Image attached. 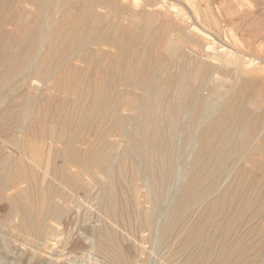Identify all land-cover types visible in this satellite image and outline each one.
Here are the masks:
<instances>
[{"label":"bare ground","instance_id":"6f19581e","mask_svg":"<svg viewBox=\"0 0 264 264\" xmlns=\"http://www.w3.org/2000/svg\"><path fill=\"white\" fill-rule=\"evenodd\" d=\"M1 1L2 0H0V4L2 2H4V1H2V2ZM16 1H17V3L22 2L25 5L20 11H17V7L15 5ZM242 1H245V0H242ZM5 2L7 3V0H5ZM145 2H146L145 6L142 7L141 2L138 0H8L7 8L4 9V11L2 13H0V69L5 68L4 71L2 72V74H0V87H2L4 85H6V86L10 85V83L12 82V78L16 76V73H20L21 69L30 68V70L33 73L32 75L35 78L36 77L39 78V77H43L45 75H48V76H50L49 78L52 81L54 79V82H53L54 86L51 89H54L56 87L55 79L58 80L60 82L58 84V87H59V89H61V92L67 94L68 96L70 95L72 97L71 100H69V101H67V99H66V101L63 104H60L61 102H59L60 105L56 109V111H58V115H57L56 119L51 121L52 125H50V126L46 123V121L48 119H51V116L48 117L47 114L45 112H42V111H41V113H37V114H34L33 116H31V114H29L28 110L24 109L23 111L19 112L20 114L17 117L15 115V117L17 118L16 120L18 121V119H19L21 121V122L19 121V123H21V125H20L21 130H22V125H24V126L27 125L26 127H28V125L30 123H31V125L32 124H38V125H40L39 128L41 127L39 137H36V138L25 137V138H27V140H25L20 145V149L18 148L19 154L14 157L15 162L12 166H10L11 169L9 168L11 171L7 169L8 172L5 173L7 175H8V173L10 174L9 176H7V178H9V177L10 178L8 179L7 182H5V183H8L10 185V188H11V185L17 186L19 184H24L26 186L25 189H23L21 191V193L18 194V197L16 199L14 197L15 201L11 200L13 202L12 203V205H13L12 211L14 213L12 215L14 217L18 218L19 225L17 224L18 227H16L17 232L19 234H23L22 235L23 237L26 235V236H28V238H32L31 241L34 239L37 242V240L40 241V239L44 237L43 234L45 231H48L46 229L49 227V226H47V224L50 226L51 225L53 226L52 228H49L50 229L49 231H51L50 233H52L55 230H57V232H58V230L60 228L64 227L66 221L71 217L70 216V211H71L70 209L72 207H70V205L72 203L79 202V201H75V200L80 199V198L74 199L75 202H73V198H74L75 194H77V192H79V191H85V193H86L87 192L86 190L90 187L89 185L92 184V183H90V181H89L90 184L87 183V180L89 179V178L88 179L85 178L87 176V174L92 169L99 171L102 168H104L103 164H104V159H106V157L104 156L105 157L104 158L103 155L96 154L99 151L96 152L95 149H93L94 147L91 145V143H89V141H87L88 139L90 140V138H88L86 140L87 135L89 136V135L94 134L96 137H98V140L110 137L112 134H116V133H120L123 136L125 135L126 138L128 137L131 140L132 150L137 155L141 156L140 161H142V167L144 169L149 170V171H153V173L156 170L157 171L156 173H158V174H155V175H159V178L156 177L152 180L153 183L150 181V179H148L150 181L149 185H150V183H152L153 195H154V198L156 200L158 199L159 196L161 197L163 195V193L165 192V190H162V189L164 187H166V189L168 188V184H167V186H165L166 185L165 183L170 182L169 179H168V181H166V177L170 178L168 176L170 174L167 175V173H168V171L170 173V170L174 167V165H173L174 162L172 161L173 154L170 151V148H169L170 144L169 143H171L172 140L174 138H176L178 135L180 136V134H183V133L190 139V143L193 144V146L191 144V146H192L191 148H193L192 150L195 151V157H196L195 158L196 160L194 161V163L193 164L191 163L192 165H189L190 168L188 166L189 169H191V166L193 167L192 172L190 173L191 174L190 182L188 181L189 184L188 183L185 184L188 186L184 185L185 187L184 186L182 187V188H184L183 191H181L182 189L181 190L179 189L181 191L180 195H182V199H183V202H182L183 204L182 203H181L182 205L179 204V206H180V208H178L179 210L177 208H175V210H177V212H171L172 215L170 214L171 215L170 217L168 216L169 214L167 215L169 219H167V222L164 219V221L166 223L164 222L165 225L163 226V229H162L161 225L159 226V227H161L162 231H160V229H159L158 233L160 231L162 239L167 237V236H168V238H170V236L174 238L173 234H172L173 236L172 235L169 236V234L172 233L170 231L172 230L173 226L178 222L181 214L184 211H188L190 209V207L192 206V204L199 202V201H204L205 199L210 197V195L212 196V194L214 193V191L216 189V184L218 182V180L215 177H217V175L222 173L220 170H222L223 168H227V167L229 168L230 165L228 163L231 162V166H233V167L235 164H238V163H242L244 166H249V170H247V171H249V173L245 174L247 176V177L245 176L246 179H245V177H243L244 178V179H242L243 181H241V180L239 181V186L237 187V189L234 193L230 194L231 192H233L231 190H230L231 192L228 193V195L222 193L223 195L220 194V196L215 201H213V202L211 201L210 202L211 204L209 203L210 204L209 205L210 214L209 215H208V213L206 214V215H208L207 221L212 222V221L218 219L220 217V215H222L223 213L228 211L233 206V204L235 203L234 201H237L238 197L240 198V196H241V195L239 196L240 191H237V190H241V191L242 190L244 191V189H246L247 191L253 190V189L255 190L256 187H258V186L260 187V185L261 186L264 185V99H263L264 97L261 98L262 96L255 94V92H253L254 91L253 89H252L253 90L252 92H248L245 95V92H243V90H241L239 92V91L234 90V88H231V87H228V89L231 88L228 92L221 94L220 96H218L215 92H211V90H209V92H208L209 95L216 97V99H214L212 101L210 100L211 98H205V97L201 96V94L203 92L205 93V91H207L208 86H209L208 82L211 81L212 75L216 74L217 70H218V69L214 70L211 65L216 64L217 63L216 61H219V60L225 61L226 64H228V65L231 64V60L227 59L226 54L227 55L228 54H230V55L235 54V55H238L240 57L242 56L245 59V61H243L241 67L238 70V72L240 74L241 73L243 74V72H246V69L253 65L256 58L254 56H251V55H245L242 52L236 50L235 48H232L231 46L229 47V46L223 45V43L218 39V37H216L217 38L216 39L214 35H211V22H212V23H214L216 28H219V30H222V32H223L222 36L224 34L225 38H227V39L232 38L233 39L234 43L232 45H234L236 43L240 44L239 40H236L233 38L234 36H233V33H231V30L224 29L221 27V25L219 24V22L217 21V19L213 15V12L210 8L209 0H163V1H158L155 4L153 3L154 4L153 6L158 8V10H154L155 12H153V11L151 12L149 9H146L152 5L151 3L154 2V0L153 1L147 0ZM222 2L224 4L222 6V9L227 13V15L231 16L232 13H235L232 10L233 6H234L233 1H231V0H224L223 1L222 0ZM21 5L23 6V4H21ZM124 5H128V6L124 7ZM29 6L34 7L36 9L35 13L37 14V20H36L35 24L33 23V26H31V28L28 30V28L25 25L28 23V20H29V14L28 13L31 12L28 10ZM140 7H141L142 11L144 10V13L148 12L145 15V22H143V23H145V26H146V24H153L154 20H157V18L159 17V12H160L159 10H163V9L168 10V14L166 13V16H165L167 18V22H165V24L162 27L161 34L158 35V37H157V38L161 39V41L158 43H150V45L152 47V51L154 50L153 53L155 56L154 62L152 61L153 64L148 63L147 57H145L144 52H140L138 50V46L141 44V42H139L141 39L140 36L132 35V34H130V32H129V34H124L121 36L119 34V36H118L119 28H116V26L110 25L108 23L103 25L102 23H103V21H105L104 15L101 13L99 14V11H97V9H100L101 12L103 10H107V12H109L107 15H113L115 18L120 19L121 17L124 16V15H122V14H124V12L121 13L122 10H125L128 13V12H131L130 10H132V11L135 9L137 10ZM154 7H152V8H154ZM185 9H187V10H185ZM16 11L18 13H15ZM58 12H59V17L57 16L58 18L55 19L56 18L55 15ZM107 15H106V17H107ZM136 17H137V14L134 11L130 14L128 19L133 23L134 21H136L135 20ZM109 18L111 20L112 17L110 16ZM140 18L143 19V17H140ZM119 19H117V20H119ZM162 20H164V18H162ZM125 21H127V20H125ZM248 22H246V23H248ZM80 23L83 25V27L79 30L78 33H76ZM187 24H189V25L187 26ZM42 25L44 26V28L47 25V29L46 30L43 29L44 31H42L39 34L38 38H36L37 33H39L38 31L40 30ZM196 25H201L203 27L202 31L204 30V32L199 33L198 31H196V29H194V27L196 28ZM7 26L8 27L12 26L13 31L10 33H4L5 32L4 29ZM243 26H245V25H243ZM202 27H200V28H202ZM122 29H124V28H122ZM143 30H145V29H143ZM143 30L141 29V31H143ZM126 31H127V29H126ZM146 32H147V29L144 31V35ZM150 32H154V31H152V29H151ZM202 34H205V36H203ZM256 34H257V32H256ZM174 35H176L177 38L178 37L182 38L183 40H177L176 38L173 37ZM236 35H237V33H236ZM237 36H239V35H237ZM200 37H204L205 39L212 41V43L204 42V48L205 47L206 48L203 50V53L204 54L205 53H211L213 55L212 59H210V56H208L209 59L211 60L209 64H206L205 63L206 61H203V59L200 58V55L196 54L197 51L187 47L188 44L192 43L190 40H197V39L199 40ZM36 39H37V42L42 41V44H44V45L46 44V47H45V49L43 48L41 50L36 48L37 51L35 54L34 49L36 46L35 45ZM144 40L147 41L146 39H144ZM217 41L220 42L219 44H222V45H220V48H218L216 51L213 49V46L217 44L216 46L219 47L218 43H216ZM142 43H146V42L143 41ZM40 44L41 43H39V45ZM146 44H148V43H146ZM40 48H42V47H40ZM104 48L105 49L106 48H112V49L116 50V54H115V56L112 55V56H114V63L113 64L105 65V67L103 65L104 71H103L102 76H100V75L95 76V78L92 77V79H90L91 77H89V79H90L89 81H87V82H82V81L80 82L79 81V82H76L75 85H73L74 83L70 85L69 82L63 80V77H62L63 74L66 72V70L68 71L70 69L69 68L70 66L67 67L66 65L69 62H70L69 64H71V61L80 63L81 65L83 64L84 67L86 69H88V71H91V70L93 71V69H94L95 73H98L97 71L99 69H101L100 64H99L100 63L99 59H101V55L103 54ZM226 50H228L229 52L225 53ZM149 51H151V50H149ZM108 53H110V52H108ZM149 53H150V56L152 57L151 52H149ZM104 54H105V52H104ZM130 55L136 57V60H134V58H133V62L135 63L137 61V64H135V66L130 67L129 69H125L124 68L125 58H128V56H130ZM192 56H196L195 62L192 63V65H191V59L186 62L184 67H182L181 64L180 65L178 63L176 64L175 62H174L175 65H173L174 59L179 58L182 61H185L187 57H192ZM198 57H199V59H197ZM204 57H205V55H204ZM192 59H194V58H192ZM103 60H105V59H103ZM181 60H179V61L181 62ZM170 64L172 66H175L176 68L170 69ZM259 64H262V63L259 62ZM81 65H79V66L81 67ZM76 66H78V64H76ZM170 70H172V71L178 70V72H176V75H173V73H175V72L172 73V75H173L172 81L167 82V81L161 80V79H163L165 74H167V72ZM81 71H79V73H81ZM235 71L236 70H234V72ZM42 74H44V75H42ZM13 75H15V76H13ZM79 76H80V74H79ZM88 76H90V75H88ZM243 76L244 75H242V78H243ZM25 78H28V77H25ZM61 78H62V81H61ZM249 78L247 80H249ZM47 80H48V78L46 79V81ZM243 80H244V78L242 79V81ZM24 83H26V82H24ZM47 83H49V81ZM53 83H51V84H53ZM242 83H244V82H242ZM246 83H247V81H246ZM35 85H36V83H35ZM240 86H241V82H240ZM240 86H238L239 90L242 87V86L241 87ZM212 87H213V85H212ZM219 87H221V85H219ZM245 87H246V85H245ZM30 88H32V87H30ZM46 88H48V86ZM1 89L2 88H0V91H3ZM12 89H14V88H12ZM25 90H27V91H26V96H25L24 100L27 101V103L25 101V103L27 105L28 100L32 99L33 94L31 91H28L29 90L28 88ZM19 91L20 90H18V92ZM34 91H33V93H34ZM8 92L10 93L11 91H8ZM42 92H44V91H42ZM9 93H8V95H9ZM12 93H13V91H12ZM12 93H10V94H12ZM137 93H141V96L139 97L137 95ZM21 94H24V93H21ZM44 94H45V92H44ZM58 95H59V93H58ZM236 95H238L239 97ZM13 96H14V94H13ZM68 96H67V98H70ZM125 96L127 97L126 104H122L121 100ZM23 98H24V96H23ZM0 99L3 100L4 97H2ZM36 99H37V97H36ZM35 103L38 104L39 102L38 103L35 102ZM20 104L23 105V102ZM20 104H18V105L21 108L22 105L20 106ZM53 105H55V108H56L57 104H55V102L53 103ZM38 106H40V105H38ZM23 108H24V106H23ZM31 108H32V106H31ZM44 108L46 109V107H44ZM9 109H11V108H9ZM35 109L36 108H34L33 110L35 111ZM11 110H13V109H11ZM52 110H54V109L52 108ZM121 110H123L124 112H126V110H128L132 113L133 116L131 115L132 117H130L128 114L127 117H124L122 114H119V112ZM17 111H18V108H17ZM0 112H3V111H0ZM5 112H6V110H5ZM8 113H10V112H8ZM8 113L5 116V119H7V117H10V115H12V114H8ZM52 113H53V111H52ZM3 114H4V112H3ZM216 114H218V116L215 118H212V116H215ZM12 117L13 116H11V118ZM185 118H187L186 125L184 124V126H183L181 124V120L185 119ZM0 119H1L0 120V126L5 128V126L1 124V122L3 123V121H2L3 118L1 117ZM12 121H14V120H12ZM108 121H110V123H112L111 126L113 128H112V130L108 131V129H107V131H106V129H103V128L105 127L104 125L106 123H108ZM54 124H55V127L53 129L51 127H53ZM126 124L132 126L131 128L133 130H131V132L124 130V126ZM11 125L14 126V124H11ZM15 127H18V126L15 125ZM43 128H44V130H43ZM46 128H48V129L46 130ZM13 130L16 131V129H13ZM23 130H24V128H23ZM4 135L6 136V134H4ZM21 135H23V134H21ZM167 137H168L169 142L167 140ZM12 138H14V136L11 137V141H12ZM18 138H17V140H18ZM92 138H93V135H92ZM5 139L7 140L8 136L5 137ZM43 139H48L49 140L48 142L51 145H49V146L45 145L46 142H44ZM176 139H174V140H176ZM94 140H96V139H94ZM11 141H9V143ZM99 142H101V141H99ZM106 142L108 143L109 141H106ZM116 142H117V140H116ZM178 143H179V141H178ZM214 143H218V146H219V144H221L222 148L220 150H217L218 147H217V149H215L214 147L217 144L214 145ZM4 144H6V143H4ZM84 145L87 146L88 149L85 152L84 151L81 152L80 147L82 148V146H84ZM176 145H177V142H176ZM189 145L190 144L187 145V148ZM9 146L11 147V145H9ZM107 146H108V144H107ZM13 147H11V148H13ZM62 147H63V149L57 150L58 148H62ZM11 148H10V150H11ZM185 148H186V146H185ZM110 149H112V148H110ZM0 150H2V149H0ZM6 150H7V148H6ZM6 150H4V151H6ZM123 150H122V153H123ZM185 150L187 151V149H185ZM130 151H128V152H130ZM176 151L177 150L175 149V152ZM103 152H105V151L103 150ZM4 153H7V152H4ZM122 153H121V156H122ZM186 153L185 154L183 153V155L188 156V155H186ZM191 153H193V152H191ZM102 154H104V153H102ZM129 154L132 155V153H129ZM7 155H9V153ZM124 155H126V154H123V156ZM192 155H191V157H192ZM121 156H119V157H121ZM10 157L11 156L6 157L5 161H9L11 159ZM119 157L117 159H119ZM129 157H131V156H129ZM174 157H176V154ZM134 158L135 157H133L132 160ZM138 158H140V157H138ZM193 158H194V156H193ZM107 159H108V157H107ZM203 159L204 160L207 159L206 161H204L205 163H203ZM132 160H130V161H132ZM135 160H136V158H135ZM128 162H129V158H128ZM111 163L114 164V166H115L114 162H111ZM111 163H109V164H111ZM117 164H116V166H117ZM134 164H136V163H134ZM134 164H133V166H134ZM137 164H136V166H138ZM128 165H129V163H128ZM176 167H178V166H176ZM115 168L117 169V167H115ZM188 168H187V172L189 170ZM177 169L175 170L176 172H177ZM1 170L3 171V168H1ZM106 170L107 169H104L105 172H103L105 177H106L105 173H107ZM109 170H111V169H109ZM139 170H140V168H139ZM124 171H125V163H122L120 165V168L117 170V179L119 181H122L123 184H125L124 179H122L124 176ZM227 171H228V169H227ZM129 172H130V169H129ZM172 172H173V170H172ZM98 173H100V172H98ZM141 174L143 175V172ZM173 174H175V173H173ZM111 175H112V172H111ZM111 175H109V176H111ZM107 176H108V174H107ZM187 176H188V174H187ZM5 177L6 176H4V178ZM173 177H174V179H175V177L177 179L176 174ZM189 177H190V175H189ZM141 178H142V176H141ZM146 178H147V176H146ZM128 179H129V177H128ZM140 180L144 181V179H140ZM5 181H6V179H5ZM116 181H117L116 179L109 181L110 185H109V188H107L108 189V192H107L108 197H107L106 205L104 206V204L101 203L102 207L100 209L104 210V213H102V214L103 215L105 214L104 216L107 219V224L105 223V221H103V222H104V224H106L108 226L110 225V226L107 227V229H105L103 227L105 231L102 233V235L100 234V236H99V233H98V237L99 238L101 237V240H102V243L100 241H99V243L102 244L103 249L106 251L105 253L108 254V257H109L108 260H110L109 262H111L112 264H133L131 261H129L125 257L123 252L120 250L121 245L119 246L120 248L118 247V244H119L118 240H117L118 239L117 238L118 232L116 233V231H117L116 227H118L120 220L123 221V218L121 217L122 215L119 214L120 212H118V207L120 209V207L122 205L127 206V207L132 205L133 213L138 216L136 218H140L141 224L144 227L148 228V230H150L151 227L153 228V226H152L153 224L156 225L155 222L157 220L156 221L154 220L155 222H153V224H152L153 217L156 214H154L155 211H154L153 207H152L153 212L149 211V210L147 211L146 209L145 210L141 209V207L139 205V201H138L140 195L136 190H133L132 188L128 189V191L131 193L130 198H127L124 195L122 196V198L124 197V199L119 197L118 195H121V194H119L120 192H118L116 189L117 188ZM185 181H187V180L185 179ZM98 182H99V180L97 181V183ZM144 183L146 184V181H144ZM120 184H121V182H120ZM5 185H6L5 188L8 187L7 184H5ZM126 186L128 187V184ZM147 186H148V184H147ZM95 187L96 186L94 185L93 188H95ZM105 187H107V186H105ZM120 187H118V188H120ZM233 187H235V186L233 185ZM5 188H3V189H5ZM10 188H8V189L11 190ZM18 188H19V186H18ZM123 188L121 187V189H123ZM100 189H102V186H101V188H98V192L101 191ZM6 190H7V188H6ZM90 190L92 191V189H90ZM94 190H96V189H94ZM246 190H245V193H246ZM19 191H20V189H19ZM138 191H141V190L139 189ZM104 192H106V190ZM96 193H97V191H96ZM100 193L101 192H99V194ZM160 193L162 195H160ZM252 193H253V191H252ZM258 193H259V191H258ZM5 194H6V192H5ZM99 194H97V195L100 196ZM148 194H150V193L148 192ZM88 195H90V194L88 193ZM103 195H104L103 197L105 198L106 195L105 194H103ZM148 196H147V198H148ZM84 197H85V195H84ZM103 197H102V199L104 200ZM262 197H260V198H262ZM0 198H1V195H0ZM150 198H151V195H150ZM150 198H149V200H150ZM260 198L250 196V198H247L244 200L239 199V201H237L238 203L236 202L237 205L235 204L237 206V210L234 209L235 211H237V214L234 216L235 220H237V218H241L244 215H248L249 211H254L256 208L258 209V207L260 206V204H258V202L261 201ZM99 199H100V197H99ZM102 199H100V202ZM161 199H164V198H160V200ZM211 199H212V197H211ZM151 200H152V198H151ZM207 200H209V198ZM85 201H88L87 198ZM85 203H87V202H85ZM156 203H157V201H156ZM81 204H82V201H81ZM151 204H152V202H151ZM198 204L200 205V202ZM203 205H205V204H203ZM103 206L105 207L104 209H103ZM142 206H143V204H142ZM147 206L149 207V205H147ZM73 207L77 208L78 205L77 206L73 205ZM125 209H126V207H125ZM10 210H11V208H10ZM123 210L121 209L119 211L123 212ZM258 210H260V208ZM125 211H127V209ZM209 211H206V212H209ZM128 213H130V212H128ZM232 213H234V212H232ZM124 214H126V213H124ZM230 214H228L229 217H231ZM162 215H164V211H163ZM224 215H222V216H224ZM251 215L254 216V214H252V212H251ZM162 217H164V216H162ZM246 217L248 218L249 216H246ZM124 218H126V217H124ZM182 218H184V217H182ZM225 219H224V221L222 219L223 223H221V222L216 223L217 221L215 222V224L213 226L214 228L210 232V236H211L210 238H212V236L214 234L226 235L228 233V231L231 227V224H234V223L232 222V220L231 221L228 220L229 222L225 223L227 220V219L226 220ZM243 219L244 218H242L241 220H243ZM72 220L74 221V219H72ZM186 220H184V221L186 222ZM202 221H203V219H202ZM218 221H221V220H218ZM70 222H71V219H70ZM75 222H76V218H75ZM181 222L182 221H180V223ZM211 222L209 224H211ZM68 224H70V223H68ZM187 224H189V223H187ZM197 224L198 223H196L195 225H197ZM137 225H138V222H137ZM178 225H180V224H178ZM178 225L176 226L177 228H178ZM191 225H193V224H191ZM125 226L127 228L129 227L131 229L134 226V222H133L132 227L130 224L128 225V222L125 223ZM199 226H200V224L197 226V228ZM70 227H71V225H70ZM72 227H71V229H72ZM201 227H202V225H201ZM68 228H69V225H68ZM103 228H101V230ZM152 228H151V231H152ZM187 228H190V227H187ZM200 228L198 230L193 228L194 232H191L193 234L192 235L190 234L191 236L186 240V242H185L186 245H190V244L194 243L196 240L201 238L202 235L205 236V234H203V233H206L207 231L205 230L206 232H203ZM257 228H259V227L257 226ZM263 228H264V225H263ZM101 230H98V232L100 231V233H101ZM174 230L177 232L176 228ZM185 230H186V227H185ZM253 230H252V232H253ZM256 231L254 230V232H256ZM61 232H64V231H61ZM96 232H95V234H96ZM178 232H179V230H178ZM182 232H184L183 229H182ZM187 232H188V230H187ZM69 233H68V235H69ZM201 233H202V235H201ZM188 234H189V232L187 233V237H188ZM58 235L59 234H57V236ZM127 235H129V234H127ZM179 235H181L180 236V238H181L184 234L180 233ZM199 235H200V237H199ZM220 235L218 236V239H219ZM65 236H66V234L63 235V237H65ZM254 236H255V233H254ZM263 236H264V234H263ZM119 237H120V235H119ZM159 238H160V236H159ZM60 239H61V237H60ZM69 239H70V237H69ZM204 239H202V240L204 241ZM214 239H216V238H214ZM214 239H212L213 242L215 241ZM221 239H222V237H221ZM166 240H167V238L163 241H166ZM200 240H199V243H201ZM230 240H232V239H230ZM128 241H129V239L127 240L126 243H128ZM175 241L173 242V244L175 243ZM232 241H233V243H231V242L228 243L226 240H224L222 246L220 247V245H219V247H220L219 250L217 248L218 252L216 251L215 253L212 251V249L214 250L215 247L212 249L209 247L206 248L207 249L206 251H208V252L211 250V252H209V253H211V254H209V257L211 258L213 255V261H211V262H213L212 264H222L226 260H228V263H229V261H231V258L233 259V261H235V262L237 261L238 258L236 255L238 254L237 251H238L239 245L237 243H234V242H236V241H234V239ZM60 242H62V241H60ZM60 242H58L57 244H59ZM75 242L77 244V240ZM130 242H129V244H132ZM157 242H159V241L157 240ZM178 242H180V241H178ZM197 242L198 241H196V243ZM69 243H70V241H69ZM72 243H73V245L75 244L74 242H72ZM164 243H166V242H164ZM196 243H194V244H196ZM199 243H197V244L200 245ZM204 243L206 244V242H204ZM204 243L203 244L201 243L202 246L204 245ZM215 243H216V241H215ZM80 244H81V242H80ZM40 245H41V243H40ZM25 246H26V244H25ZM75 246H77V245H75ZM79 246H81V245H79ZM133 246H134V243L132 244V247ZM70 247H73V246H70ZM130 247L131 246L129 245V248ZM242 247H243V245H242ZM252 247H254V245ZM62 248H64V247H62ZM82 248H83V246H82ZM123 248L124 247H122V249ZM95 249H93V250L95 251ZM183 249L181 251H182V253L185 254V252H183ZM100 250H102V249H100ZM184 251H185V249H184ZM187 251H188V249L186 250V252ZM189 251H191V250H189ZM192 251H194V250H192ZM31 252H32V250H31ZM98 252H99V250L97 251V253ZM255 252H256V250H255ZM257 252H258V250H257ZM186 254H188V252ZM201 254H204V253L202 252ZM239 254H240V250H239ZM244 254H245V251H244ZM244 254H242V255H244ZM58 255L60 256L61 254L58 253ZM101 255L102 254H100V256ZM215 255H216V257H215ZM263 256L261 255V257H263ZM189 257H190V254H189ZM195 258H196V255H195ZM210 258H209V261H210ZM214 258H215V260H214ZM130 259H132V258H130ZM186 259H187V262H185V261H183V262L188 264L190 262V259H189V262H188V258H186ZM171 260H172V257H171ZM197 260H199V257ZM193 262H191V264ZM197 262L198 261H196V263ZM262 263H263V261H262ZM105 264H109V263H105ZM168 264H169V262H168ZM170 264H173V263H170ZM260 264H261V260H260Z\"/></svg>","mask_w":264,"mask_h":264},{"label":"rangeland","instance_id":"374dc122","mask_svg":"<svg viewBox=\"0 0 264 264\" xmlns=\"http://www.w3.org/2000/svg\"><path fill=\"white\" fill-rule=\"evenodd\" d=\"M2 1H4V2H2ZM1 2V4H0V13H2L3 11H4V9H6L7 8V4H8V0H7V3L5 2V0H2ZM138 1H140L141 2V6L143 7V6H145V4H146V2L145 1H147V0H138ZM153 1V0H152ZM158 1H163V0H154V2H152L151 4V6L152 7H154L153 5L156 3V2H158ZM224 1V0H223ZM231 1H233V11L235 12V13H232L231 14V16L230 15H227V13L222 9V6L224 5L223 4V2H222V0H209V2H210V8H211V10H212V12H213V15H214V17L217 19V21L219 22V24L221 25V27L222 28H224V29H229V30H231V33H233V38L234 39H236V40H239L240 41V44H238V43H236V44H234V45H232L234 42H233V39L231 38V39H227V38H225V36H224V34H223V36H222V30H219V28H216L215 27V25H214V23H212L211 22V35H214L215 36V38L216 37H218V39L223 43V45H226V46H231L232 48H235L236 50H238V51H240V52H242L243 54H245V55H251V56H254L256 59H255V61H254V63H253V65L252 66H250V67H248L247 69H246V72H243V74L241 73H239L238 72V70H239V68L241 67V65H242V63H243V61H245V59L241 56H238V55H235V54H233V55H230V54H226V57H227V59L228 60H231V64H226V62L225 61H223V60H219V61H216L215 63L216 64H214V65H211L212 66V68L214 69V70H217V73L216 74H214V75H212V78H211V81L210 82H208L209 83V86H208V89H207V91H205V93L203 94H201V96L202 97H205V98H211L210 100L212 101V100H214V99H216V97H213V96H211V95H209V90H211V92H215L218 96H220L221 94H224V93H226V92H228L231 88H234V90H236V91H241V90H243V92H245V95H246V93H248V92H252L253 90V92H255V94H257V95H259V96H262L261 98H263L264 97V0H245V1H242V0H231ZM253 2V3H252ZM259 2V3H258ZM154 3V4H153ZM256 3V4H255ZM21 4H23V6L21 5ZM259 6H258V5ZM15 5H16V7H17V11H20L25 5H24V3H17V1H16V3H15ZM22 6V7H21ZM126 6H128V5H124V7H126ZM151 6H149L148 8H146V9H149L151 12L153 11V12H155L154 10H158V8H156V7H154V8H152ZM33 10H32V9ZM261 8V9H260ZM28 10L29 11H31L30 13H28L29 14V20H28V23L25 25L27 28H28V30L31 28V26H33V23L35 24V22H36V20H37V14L35 13V8L34 7H28ZM138 10V11H137ZM135 9V10H130L131 12H126L125 10H122V12L121 13H123L124 12V14H122V15H124L123 17H121L120 19L119 18H115L113 15H107L109 12H107V10H103L102 12H101V10L100 9H97V11H99V14L101 13V14H103L104 15V19H105V21H103V25L104 24H106V23H108V24H110V25H113V26H116V28H119V31H118V36H119V34H120V36L121 35H124V34H129V32H130V34H132V35H137V36H140V41L139 42H141V44L138 46V50L140 51V52H144V55H145V57H147V62L148 63H151V64H153L152 63V61L154 62V59H155V56H154V50L152 51V47H151V45H150V43H158V42H160L161 41V39H159V38H157L158 37V35H160L161 34V30H162V27H163V25L165 24V22H167V18L165 17L166 16V13L168 14V10H159L160 12H159V17L157 18V20H154V22H153V24H146V26H145V23H143V22H145V15L148 13H144V10L142 11V9H141V7L139 8V9ZM185 10H187V9H185ZM15 12V13H18V12ZM135 11V13L137 14V17H136V21H134L133 23L128 19L129 18V16H130V14L132 13V12H134ZM106 12V13H105ZM158 12V11H157ZM187 12V11H186ZM144 14V15H143ZM106 15H107V17H106ZM143 15V16H142ZM59 17V12L55 15V19H57L58 17ZM112 17L111 18V20H110V18L109 17ZM140 17H143V19L142 18H140ZM252 17V18H251ZM162 18H164V20H162ZM114 21H113V20ZM117 19H119V20H117ZM127 20V21H125V20ZM138 19V20H137ZM111 22H110V21ZM142 20V21H141ZM249 22H248V21ZM251 20V21H250ZM118 21V22H117ZM160 21V22H159ZM164 21V22H163ZM117 22V23H116ZM125 22V23H124ZM139 22V23H138ZM162 22V23H161ZM246 22H248V23H246ZM137 23V24H136ZM236 23V24H235ZM246 23V24H245ZM116 24V25H115ZM189 24H187V26H188ZM243 25H245V26H243ZM136 26V27H135ZM143 26V27H142ZM202 27L201 25H196V28L194 27V29H196V31H198L199 33H202V32H204V30L202 31V29H203V27L202 28H200V27ZM83 27V25L80 23L79 24V26H78V30H77V32L76 33H78L79 32V30L81 29ZM121 27V28H120ZM127 27V28H126ZM138 27V28H137ZM147 27V28H146ZM243 27V28H242ZM122 28H124V29H122ZM152 29V31H154V32H150L151 31V29ZM155 30H154V29ZM46 30L47 29V25L45 26V28H44V26L42 25L41 26V28H40V30L38 31L39 33H37V37L36 38H38V36H39V34L42 32V31H44V30ZM126 29H127V31H126ZM141 29L143 30V29H147V32L145 33V35H144V31L145 30H143V31H141ZM24 30V29H23ZM149 30V31H148ZM4 33H10V32H12L13 31V29H12V26H10V27H5V29H4ZM135 33H134V32ZM235 31V32H234ZM256 32H257V34H256ZM137 33V34H136ZM236 33H237V35H239V36H237L236 35ZM2 34V33H1ZM203 36H205V34H202ZM174 38H176L177 40H183L182 38H180V37H178L177 38V36L176 35H174L173 36ZM246 37V38H245ZM253 38V39H252ZM144 39H146L147 41H145ZM217 39V38H216ZM203 40V41H202ZM146 42V43H148V44H146V43H142V42ZM192 43L191 44H188V46L187 47H189V48H191V49H193V50H195V51H197V55L199 54L200 55V58H202L203 59V61H206L205 63L206 64H209L210 63V59H212L213 57V55L211 54V53H203V50L206 48H204V42H210V43H212V41L211 40H207V39H205L204 37H200L199 38V40L197 39V40H190ZM201 41V42H200ZM216 41V40H215ZM261 41V42H260ZM260 42V43H259ZM263 42V43H262ZM39 43H41L40 45H39ZM216 43H218V46L219 47H217L216 45H214L213 46V49L214 50H216L217 51V49L218 48H220V45H222V44H219L220 42H216ZM195 44V45H194ZM36 46H35V49H34V53L36 54V51H37V49L36 48H38V49H45V47H46V44L44 45V44H42V41H40V42H37V39H36V44H35ZM40 47H42V48H40ZM44 45V46H43ZM241 45V46H240ZM261 45V46H260ZM16 46V45H15ZM14 46V47H15ZM38 46V47H37ZM216 47V48H215ZM16 48V47H15ZM143 48V49H142ZM151 50V51H149V50ZM155 49V48H154ZM200 49V50H199ZM220 50V49H219ZM43 51V50H42ZM113 51V52H112ZM201 53H199V52ZM104 52H105V54H104ZM108 52H110V53H108ZM148 52V53H147ZM149 52H151V55H152V57L150 56V53ZM229 51L228 50H226V52L225 53H228ZM107 53V54H106ZM247 53V54H246ZM109 54V55H108ZM115 54H116V50H114V49H112V48H104L103 49V54L101 55V59H99L100 60V68L101 69H99L97 72L98 73H95V71H94V69H93V71L91 70V71H88V69H86L85 67H84V65L82 64H80V63H77V62H72L71 61V64H67L66 66L67 67H69L70 69L67 71L66 70V72L63 74V80H65V81H67V82H69L70 83V85L71 84H73V85H75V83L76 82H87V81H89L90 79H92V77H94L95 78V76H102L103 75V71H104V67H105V65H109V64H113L114 63V56H115ZM111 55V56H110ZM112 55H114V56H112ZM196 55V56H197ZM203 55V56H202ZM204 55H205V57H204ZM196 56H192V57H187L186 58V60L185 61H182L181 59H174L173 60V63L175 62L176 64L178 63L179 65L181 64L182 65V67H184V65L186 64V62L187 61H189L190 59H191V65H192V63H194L195 62V59H196ZM207 56V57H206ZM208 56H210V59H209V57ZM204 57V58H203ZM133 58H134V60H136V57L135 56H132V55H130V56H128V58H125V66H124V68L125 69H129L130 67H132V66H135V64H137V61L134 63L133 62ZM150 58V59H149ZM192 58H194V59H192ZM208 58V59H207ZM242 58V59H241ZM103 59H105V60H103ZM197 59H199V57L197 58ZM261 59V60H260ZM149 60V61H148ZM179 60H181V62L179 61ZM258 61V62H257ZM105 62V63H104ZM256 62V63H255ZM259 62L260 63H262V64H259ZM78 64V66H76V64ZM175 63L173 64V65H175ZM222 65H220V64ZM74 65V66H73ZM79 65H81V67L79 66ZM103 65H104V67H103ZM262 65V66H261ZM172 65L170 64V69H172V68H176L175 66H172ZM191 67V66H190ZM246 67V66H245ZM80 68V69H79ZM4 69L5 68H1L0 69V74H2V72L4 71ZM29 70V71H28ZM81 71V73H79V71ZM86 70V71H85ZM221 70V71H220ZM234 70H236L235 72H234ZM24 71V72H23ZM77 71V72H76ZM102 71V72H101ZM173 72H175V73H173ZM176 72H178V70L176 71V70H170V71H168L167 72V74H165V76L163 77V79H161V80H164V81H167V82H169V81H172V76L173 75H176ZM22 73V74H21ZM172 73H173V75H172ZM237 73V74H236ZM33 73H32V71L30 70V68H23V69H21V71H20V73H16V76L15 75H13V76H15V77H13L12 78V82L10 83V85H8V86H6V85H4V86H2V87H0V88H2L1 90H3V91H0V98H2V97H4V99L3 100H1L0 101V111H3L4 112V114H3V112H0V118L2 117L3 118V123L1 122V124L2 125H4L5 126V128L4 127H2V126H0L1 128H0V149H2V150H0V170H1V168H3V171L1 170L0 171V195H1V198H0V264H105V263H109V264H112L111 262H109L110 260H108L109 259V257H108V254H106L105 252V250L103 249V246H102V244H100L99 243V241L102 243V240H101V237L99 238L98 237V233H99V236H100V234L102 235V233L105 231L104 230V228L105 229H107V227H109L108 225H106L107 224V219H106V217L102 214V213H104V210H102V209H100L101 207H102V204L101 203H103L104 204V206L106 205V202H107V192H108V189L107 188H109V181H112V180H117L116 181V185H117V191L118 192H120L119 194H121V195H118L119 197H121L122 198V196L124 195L125 197H127V198H130V195H131V193L128 191V189L129 188H132L133 190H136L138 193H139V195H140V197H139V205H140V207H141V209H146L147 211L149 210V211H152L153 212V209H154V211H155V213L154 214H156V215H154V217L156 218H154L153 217V220H152V224H153V222H155L156 220V225L155 224H153L152 226H153V228H152V231H151V228H150V230H148V228H146V227H144L142 224H141V219L140 218H136V217H138L137 215H135L134 213H133V211H132V209H133V207H132V205H130L129 207H127V206H121L120 207V209H119V207H118V212H120L119 214H121L122 216V218H123V221L126 223V222H128V225L130 224L131 225V227L133 226V222H134V228L132 227L131 229L128 227H126L125 226V223L123 222V221H119V225H118V227H116V233L118 232V235H117V240H118V247L120 248V250L123 252V254L125 255V257L129 260V261H131L133 264H168V262H169V264L170 263H173V264H181L183 261H185V262H187V259L186 258H188V262H189V259H190V264H191V262H193L192 264H212L213 262H211V261H213V255H212V257L210 258L209 257V254H211V253H209V252H211V250L208 252V251H206L207 249L206 248H214L215 247V249L213 250L212 249V251L215 253L216 251H217V248H218V250H219V248L222 246V244H223V242H224V240H226L228 243H233V239H234V241H236V242H234V243H237L238 245H239V247H238V254L236 255L237 256V261L235 262V261H233V259L231 258V261H229V263H228V260H226L225 262H223L222 264H260V260H261V264H264V236H263V234H264V228H263V225H264V185H260V187L258 188V187H256V189L254 190H246V189H244V191L242 190H237V191H240V193H239V196H240V198L238 197V200L237 201H239V199L240 200H244V199H247V198H250V196L251 197H258V198H260V197H262V198H260L261 199V203L260 202H258V204H260V206L258 207V209L260 208V210H258L257 208L254 210V211H249L247 214L248 215H244V216H242L241 218H237V220H235V215L237 214V211H235V210H237V201H234L235 203L233 204V206L228 210V211H226L225 213H223L222 215H224V216H222V215H220V217L218 218V219H216V220H214V221H210L211 222V224H209L210 222L209 221H207L208 219H207V216L210 214V209H209V205L211 204L210 202L212 201H215L219 196H220V194L221 195H223V194H227L228 195V193H230L231 191H233V192H231L230 194H232V193H234L235 191H236V189H237V187L239 186V181L241 180V181H243L242 179H244L243 177H245L246 175L245 174H248L249 173V171H247V170H249V166H244L242 163H238V164H235L234 165V167L233 166H231V162L230 163H228L230 166H229V168L227 167V168H223L222 170H220L222 173H220L219 175H217V177H215L217 180H218V182H217V184H216V189H215V191H214V193L212 194V196L210 195V197H208L209 198V200H207V199H205L204 201H199L200 202V205L198 204L199 202H196V203H194V204H192V206L190 207V209L188 210V211H184L182 214H181V216H180V218H179V220H178V222L173 226V228H172V230L170 231V232H172V233H170L169 234V236L170 235H174V238L173 237H171L170 236V238H168V236L167 237H165V238H161V233H160V231H162V229H163V226L165 225V223L167 222V219H169L168 218V216L170 217L171 215H172V213L171 212H177V210H175V208H180V206H179V204H181L182 202H183V199H182V195H180V192L181 191H183V189L184 188H182L185 184H189V182H190V178H191V172H192V169H193V167L191 166V169H189L190 168V166L189 165H192L193 163H194V161L196 160L195 158V151L194 150H192L193 148H191L192 146H193V144L192 143H190V139L183 133V134H180V136L178 135L176 138H174V139H176V140H172V142L171 143H169L170 145H169V148H170V151H171V153L173 154V156H172V161L174 162V169L172 168L171 170H170V173H169V171H168V173H167V175L168 174H170V175H168L170 178H167L166 177V181H168V179L170 180V182L168 183H165L166 185L165 186H167V184H168V188L166 189V187H164L162 190H165V192L163 193V195L160 193V195H162L161 197L159 196L158 197V199L156 200L155 198H154V195H153V187H152V180L154 179V178H156V177H158L159 178V175H155V174H158V173H156L157 171L155 170L154 171V173H153V171H149V170H147V169H144L143 167H142V161H140L141 160V156H139V155H137L133 150H132V144H131V140L127 137L126 138V136L124 137L122 134H120V133H116V134H112L110 137H107V138H104V139H101V140H98V137H96L94 134H92L93 135V138H92V135H87L86 136V140L88 139V138H90V140L88 139L87 141H89V143H91V145L94 147L93 149H95V151L97 152V151H99L98 153H96V154H98V155H103V157L105 156L106 157V159H104V168H102L101 170H95V169H92V170H90V172L87 174V176L85 177L86 179H88L87 180V183H89V181H90V183H92L91 185H89L90 187V189H92V191L88 188L86 191V193H85V191H79V192H77V194H75V196H74V198H73V202H75V201H79V202H75V203H72L71 205H70V207H72L70 210V218L66 221V223H65V225H64V227H62V228H60L59 230H58V232H57V230H55V231H53L52 233H50L51 231H49L50 229L49 228H52L53 226L51 225H48L47 224V226H49L46 230H48V231H45L44 232V234H43V238H41L40 239V241L39 240H37V242L33 239L32 241H31V239L32 238H28V236H22L23 234H19L18 232H17V230H16V227H18V225H19V223H18V218L17 217H14L12 214H14L13 213V209H12V201L11 200H13V201H15V199L18 197V194L19 193H21V191L23 190V189H25V185L24 184H19V185H11V188H10V185L8 184V183H5V182H7L8 181V179L10 178H7V176H9L10 174L8 173V175L7 174H5V173H7L8 172V170H10L11 169V167L10 166H12L13 164H14V162H15V156H17L18 154H19V149H20V145L25 141V140H27V138H36V137H39V135H40V128H39V126L40 125H38V124H32L31 125V123L28 125V127H26V126H24V125H22V130H23V128H24V132L20 129L21 128V123H19V119H18V121L16 120L17 118V116L20 114L19 112H21V111H23L24 109H27L28 110V112H29V114H31V116H33L34 114H37V113H41V111L42 112H45L46 114H47V116L48 117H50L51 116V119H48L47 121H46V123L50 126V125H52V123H51V121H53L54 119H56V117H57V115H58V111H56V109H57V107H59V105L60 104H63L65 101H66V99H67V101H69V100H71V96L69 95H67V94H65V93H63V92H61V89H59V87H58V84L60 83L58 80H56L55 79V85H56V87L54 88V89H51L53 86H54V79H53V81L49 78L50 76H48V75H45V76H43V77H34L33 75H32ZM79 74H80V76H79ZM19 75V76H18ZM24 75V76H23ZM42 75H44V74H42ZM88 75H90V76H88ZM168 75V76H167ZM242 75H244L243 76V78H244V80L242 81ZM79 76V77H78ZM216 76V77H215ZM251 78H249V77ZM24 77V78H23ZM25 77H28V78H25ZM86 77V78H85ZM89 77H91L90 79H89ZM167 77V78H166ZM171 77V78H170ZM224 77V78H223ZM233 77V78H232ZM254 77V78H253ZM48 78V80L46 81V79ZM79 78V79H78ZM223 78V79H222ZM249 78V80H247ZM24 79V80H23ZM84 79V80H83ZM30 80V81H29ZM40 80V81H39ZM51 80V81H50ZM221 80V81H220ZM241 80V81H240ZM252 80V81H251ZM49 81V83H47ZM61 81H62V78H61ZM238 81V82H237ZM246 81H247V83H246ZM22 82V83H21ZM24 82H26V83H24ZM214 82V83H213ZM220 82V83H219ZM240 82H241V86H240ZM242 82H244V83H242ZM21 85H20V84ZM34 85H33V84ZM35 83H36V85H35ZM51 83H53V84H51ZM218 83V84H217ZM19 84V85H18ZM50 86H49V85ZM212 85H213V87H212ZM219 85H221V87H219ZM245 85H246V87H245ZM258 85V86H257ZM48 86V88H46ZM238 86H240L241 88H240V90L238 89ZM244 86V87H243ZM257 86V87H256ZM26 87V88H25ZM30 87H32V88H30ZM43 87V88H42ZM228 87H231V88H229L228 89ZM4 88V89H3ZM12 88H14V89H12ZM29 89L28 91H31L32 92V94H33V97H32V99H29L28 100V104L26 105V103H27V101L26 100H24L25 99V96H26V91L27 90H25V89ZM244 88V89H243ZM32 89V90H31ZM253 89V90H252ZM257 89V90H256ZM18 90H20L19 92H18ZM35 90V91H34ZM38 90V91H37ZM40 90V91H39ZM46 90V91H45ZM55 90V91H54ZM217 90V91H216ZM245 90V91H244ZM8 91H11L10 93H12V91H13V93L12 94H10ZM33 91H34V93H33ZM42 91H44L45 92V94H44V92H42ZM51 92V93H50ZM61 92V93H60ZM8 93H9V95H8ZM21 93H24V94H21ZM41 93V94H40ZM58 93H59V95H58ZM13 94H14V96H13ZM35 94V95H34ZM47 94V95H46ZM55 94V95H54ZM57 94V95H56ZM17 95V96H16ZM39 95V96H38ZM41 95V96H40ZM45 95V96H44ZM49 95V96H48ZM65 95V96H64ZM137 95L140 97L141 96V93H137ZM12 96V97H11ZM23 96H24V98H23ZM47 96V97H46ZM67 96L68 97H70V98H67ZM236 96H238V95H236ZM16 97V98H15ZM22 97V98H21ZM36 97H37V99H36ZM62 97V98H61ZM239 97V96H238ZM13 98V99H12ZM218 98V97H217ZM237 98V97H236ZM246 98V97H245ZM8 99V100H7ZM10 99V100H9ZM23 99V100H22ZM264 99V98H263ZM22 100V101H21ZM36 100V101H35ZM38 100V101H37ZM60 100V101H59ZM64 100V101H63ZM4 101V102H3ZM25 101H26V103H25ZM126 101H127V97L125 96L122 100H121V103L122 104H126ZM23 102V105L22 104H20V103H22ZM34 102V103H33ZM35 102H39L38 104H36ZM41 102V103H40ZM43 102V103H42ZM55 102V104H57L56 105V108H55V105H53V103ZM59 102H61L60 104H59ZM18 104H20V106L22 105V107L20 108L19 107V105ZM31 104V105H30ZM37 106H36V105ZM17 105V106H16ZM26 105V106H25ZM38 105H40V106H38ZM23 106H24V108H23ZM31 106H32V108H31ZM54 106V107H53ZM26 107V108H25ZM28 107V108H27ZM44 107H46V109L44 108ZM9 108H11V109H13V110H11V109H9ZM17 108H18V111H17ZM34 108H36L35 109V111L33 110ZM42 110H41V109ZM52 108L54 109V110H52ZM31 109V110H30ZM5 110H6V112H5ZM12 111V112H11ZM52 111H53V113H52ZM8 112H10V113H8ZM14 112V113H13ZM16 112V113H15ZM18 112V113H17ZM130 111H128V110H126V112H124L123 110H121L120 112H119V114H122L124 117H127L128 116V114H129V116L130 117H132L133 115H132V113L130 112ZM7 113L8 114H12V115H10V117H7V119H5V116L7 115ZM218 113V112H217ZM125 114V115H124ZM127 114V115H126ZM2 115V116H1ZM15 115H16V117H15ZM54 115V116H53ZM132 115V116H131ZM11 116H13L12 118H11ZM218 116V114H216L215 116H212V118H215V117H217ZM11 118V119H10ZM1 120V119H0ZM6 120V121H5ZM12 120H14V121H12ZM186 120H187V118H185V119H182L181 120V124L184 126V124L186 125ZM50 121V122H49ZM183 121V122H182ZM21 122V121H20ZM11 124H14V126L13 125H11ZM107 124V125H106ZM104 126V128L103 129H106V131H107V129H108V131L109 130H112V126H111V124L112 123H110V121H108V123H106ZM8 125V126H7ZM15 125L16 126H18V127H15ZM31 125V126H30ZM11 126V127H10ZM13 126V127H12ZM10 127V128H9ZM54 127H55V124H54V126L53 127H51V128H53L54 129ZM132 126H130V125H125L124 126V130L126 131H129V132H131V130H133L132 128H131ZM8 128V129H7ZM29 128V129H28ZM39 130H37V129ZM7 129V130H6ZM13 129H16V131L15 130H13ZM48 128H46V130H47ZM43 130H44V128H43ZM11 133H10V132ZM7 132V133H6ZM23 132V133H22ZM10 133V134H9ZM14 133V134H13ZM23 134V135H21V134ZM30 133V134H29ZM4 134H6V136L4 135ZM9 134V135H8ZM38 134V135H37ZM30 135V136H29ZM4 136V137H3ZM8 136V139L6 140L5 139V137H7ZM14 136V138H12V141H11V137H13ZM19 138H18V137ZM168 136V135H167ZM10 137V138H9ZM18 138V140H17V138ZM25 137H27V138H25ZM47 137V136H46ZM169 137V136H168ZM168 137H167V140H168ZM181 137V138H180ZM110 138V139H109ZM114 138V139H113ZM94 139H96V140H94ZM108 139V140H107ZM128 139V140H127ZM166 139V138H165ZM179 139V140H178ZM186 139V140H185ZM2 140V141H1ZM11 141L10 143H9V141ZM21 140V141H20ZM112 140V141H111ZM116 140H117V142H116ZM7 141V142H6ZM43 141L44 142H46L45 143V145H47V146H49V145H51L48 141V139H43ZM99 141H101V142H99ZM106 141H109L108 143L106 142ZM177 142V145H176V142ZM178 141H179V143H178ZM184 141V142H183ZM99 142V143H98ZM116 142V143H115ZM127 142V143H126ZM168 142H169V140H168ZM189 142V143H188ZM3 143V144H2ZM4 143H6L7 145L9 144V145H11V147H13L14 145V147L13 148H11L9 145L7 146L6 144H4ZM16 143V144H15ZM95 143V144H94ZM102 143V144H101ZM108 144V146H107V144ZM118 143V144H117ZM190 144L189 146H188V148H187V145L188 144ZM13 144V145H12ZM117 144V145H116ZM180 144V145H179ZM187 144V145H186ZM191 144H192V146H191ZM215 144H217V145H215ZM2 145V146H1ZM18 145V146H17ZM119 145V146H118ZM214 145H215V149H217V147H218V149L217 150H220L221 148H222V145L221 144H219V146H218V143H214ZM213 145V146H214ZM7 146V147H6ZM176 146V147H175ZM178 146V147H177ZM185 146H186V148H185ZM3 147V148H2ZM5 147V148H4ZM118 147V148H117ZM129 147V148H128ZM131 147V148H130ZM6 148H7V150H6ZM10 148H11V150H10ZM19 148V149H18ZM110 148H112V149H110ZM183 148V149H182ZM9 149V150H8ZM60 149H63V147L62 148H58L57 150H60ZM84 149V150H83ZM88 148H87V146H82V148L80 147V151L81 152H85L86 150H87ZM106 152H103V150ZM106 149V150H105ZM120 149V150H119ZM124 149V150H123ZM175 149L177 150L176 152H175ZM179 149V150H178ZM185 149H187V151L185 150ZM4 150H6V151H4ZM13 150V151H12ZM15 150V151H14ZM122 150H123V153H122ZM132 152H131V151ZM7 152V153H4V152ZM128 151H130V152H128ZM125 152V153H124ZM178 152V153H177ZM187 152V153H186ZM190 152V153H189ZM191 152H193V153H191ZM4 153V154H3ZM9 153V155H7ZM101 153V154H100ZM102 153H104V154H102ZM121 153H122V156H121ZM129 153H132V155H130ZM182 153V154H181ZM183 153L185 154L186 153V155H188V156H185V155H183ZM189 153V154H188ZM114 154V155H113ZM123 154H126V155H124L123 156ZM134 154V155H133ZM175 154H176V157H174L175 156ZM178 154V155H177ZM192 155V157H191V155ZM108 155V156H107ZM113 155V156H112ZM181 155V156H180ZM190 155V156H189ZM9 156H11L10 158V160L9 161H5V158L6 157H9ZM119 156H121V157H119V159H117ZM129 156H131V157H129ZM193 156H194V158H193ZM104 157V158H105ZM107 157H108V159H107ZM111 159H110V158ZM129 158V162H128V158ZM133 157H135L136 158V160H135V158L132 160V158ZM138 157H140V158H138ZM122 158V159H121ZM176 158V159H175ZM193 158V159H192ZM114 159V160H113ZM139 161H138V160ZM113 160V161H112ZM119 160V161H118ZM130 160H132V161H130ZM207 160V159H206ZM206 160H204L203 159V163H205L204 161H206ZM118 161V162H117ZM137 161V162H136ZM111 162H114L115 163V166H114V164H112ZM120 162V163H119ZM132 162V163H131ZM108 163V164H107ZM109 163H111V164H109ZM118 163V164H117ZM122 163H125V171H124V176H123V178L122 179H124V182H125V184H123V182L122 181H119L118 179H117V170L120 168V165L122 164ZM128 163H129V165H128ZM134 163H138L137 165L139 166H136V164H134ZM186 163V164H185ZM189 163V164H188ZM192 163V164H191ZM116 164H117V166H116ZM133 164H134V166H133ZM176 164V165H175ZM111 165V166H110ZM187 165V166H186ZM243 165V166H242ZM129 166V167H128ZM176 166H178V167H176ZM188 166H189V168H188ZM109 169H111V170H109ZM115 167H117V169L115 168ZM138 167V168H137ZM185 167V168H184ZM236 167V168H235ZM247 167V168H246ZM10 168V169H9ZM130 169V172H129V169ZM139 168H140V170H139ZM178 168V169H177ZM187 168L189 169L188 170V172H187ZM8 169V170H7ZM104 169H107L106 170V172L107 173H105V175H106V177L104 176V173L103 172H105L104 171ZM144 171H143V170ZM177 169V172L175 171ZM186 169V170H185ZM227 169H228V171H227ZM7 170V171H6ZM172 170H173V172H172ZM11 171V170H10ZM9 171V172H10ZM140 171V172H139ZM186 173H185V172ZM242 171V172H241ZM98 172H100V173H98ZM110 172V173H109ZM111 172H112V175H111ZM143 172V175L141 174ZM129 173V174H128ZM173 173H175L176 175H177V179H176V177H175V179H174V177L173 176H175V174H173ZM184 173V174H183ZM93 176H91V175ZM98 174V175H97ZM102 174V175H101ZM107 174H108V176H107ZM141 174V175H140ZM186 174V175H185ZM187 174H188V176H187ZM90 175V176H89ZM109 175H111V176H109ZM130 175V176H129ZM150 177H149V176ZM189 175H190V177H189ZM4 176H6L5 178H4ZM135 176V177H134ZM141 176H142V178H141ZM146 176H147V178H146ZM179 176V177H178ZM98 177V178H97ZM109 179H108V178ZM128 177H129V179H128ZM187 177V178H186ZM213 177V178H214ZM221 177V178H220ZM234 177V178H233ZM247 177V176H246ZM246 177H245V179H246ZM92 178V179H91ZM96 178V179H95ZM111 178V179H110ZM137 178V179H136ZM173 178V179H172ZM5 179H6V181H5ZM140 179H144V181H146V184L144 183V181L143 180H140ZM148 179H150V181L152 182V183H150V185H149V180ZM185 179L187 180V181H185ZM239 179V180H238ZM99 180V182L97 183V181ZM107 180V181H106ZM129 180V181H128ZM173 180V181H172ZM220 180V181H219ZM223 180V181H222ZM142 181V182H141ZM178 181V182H177ZM184 181V182H183ZM189 181V182H188ZM211 181V180H210ZM209 181V182H210ZM237 181V182H236ZM120 182H121V184H120ZM236 184H235V183ZM3 183V184H2ZM89 183V184H90ZM135 183V184H134ZM219 183V184H218ZM5 184H7L8 185V187H6L7 188V190H6V188H5ZM96 186L95 188H93V186L94 185ZM100 186H99V185ZM128 184V187L126 186ZM147 184H148V186H147ZM93 185V186H92ZM98 185V186H97ZM123 188V189H121V187ZM130 185V186H129ZM143 185V186H142ZM147 187H146V186ZM233 185L235 186V187H233ZM15 186V187H14ZM18 186H19V188H18ZM101 186H102V189H100L101 191H99V192H101L100 194H99V192H98V188H101ZM105 186H107V187H105ZM185 186H188V185H185ZM184 186V187H185ZM230 186V187H229ZM98 187V188H97ZM105 187V188H104ZM118 187H120V188H118ZM171 187V188H170ZM3 188H5V189H3ZM8 188H10L11 190H9ZM18 190H17V189ZM147 188V189H146ZM149 188V189H148ZM228 188V189H227ZM19 189H20V191H19ZM94 189H96V190H94ZM125 189V190H124ZM141 190V191H138V190ZM181 191H180V190ZM260 189V190H259ZM106 190V192H104ZM124 190V191H123ZM231 190V191H230ZM245 190H246V193H245ZM259 191V193H258V191ZM6 192V194H5V192ZM13 191V192H12ZM16 191V192H15ZM89 191V192H88ZM96 191H97V193H96ZM145 191V192H144ZM229 191V192H228ZM250 191V192H249ZM252 191H253V193H252ZM257 191V192H256ZM15 192V193H14ZM93 192V193H92ZM117 192V193H118ZM148 192L150 193V194H148ZM249 192V193H248ZM82 193V194H81ZM88 193L91 195H88ZM92 193V194H91ZM124 193V194H123ZM223 193V194H222ZM257 193V194H256ZM17 194V195H16ZM85 195V197H84V195ZM97 194H99L100 196H98ZM103 194H105L106 196H105V198L103 197L104 195ZM145 194V195H144ZM252 194V195H251ZM12 195V196H11ZM149 195V196H148ZM150 195H151V198H152V200H151V198H150ZM10 196V197H9ZM89 196V197H88ZM147 196H148V198H147ZM249 196V197H248ZM6 197V198H5ZM13 197V198H12ZM14 197H15V199H14ZM83 199H82V198ZM99 197H100V199H102V197L104 198V200L102 199L101 200V202H100V199H99ZM211 197H212V199H211ZM76 198H80V199H76ZM86 198H87V200L88 201H85L86 200ZM89 198V199H88ZM149 198H150V200H149ZM160 198H164V199H161L160 200ZM74 199H76L75 201H74ZM120 199V198H119ZM122 199H124V197L122 198ZM176 199V200H175ZM179 199V200H178ZM149 200V201H148ZM164 200V201H163ZM207 200V201H206ZM81 201H82V204H81ZM87 202V203H85V202ZM154 201V202H153ZM156 201H157V203H156ZM178 201V202H177ZM151 202H152V204H151ZM237 202V203H236ZM79 203V204H78ZM85 203V204H84ZM156 205H155V204ZM210 203V204H209ZM142 204H143V206H142ZM163 204V205H162ZM183 204V203H182ZM181 204V205H182ZM198 204V205H197ZM203 204H205V205H203ZM236 204V205H235ZM10 205V206H9ZM73 205L75 206H77L78 205V207L76 208H74L73 207ZM147 205H149V207L147 206ZM161 205V206H160ZM103 206V209L105 208ZM236 208H235V207ZM124 207V208H123ZM125 207H126V209H127V211H125L126 209H125ZM152 207H153V209H152ZM193 207V208H192ZM10 208H11V210H10ZM78 209V210H77ZM80 209V210H79ZM100 209V210H99ZM123 210V212L124 213H126V214H124L122 211H119V210ZM162 209V210H161ZM233 209V210H232ZM235 209V210H234ZM159 210V211H158ZM179 210V209H178ZM101 211V212H100ZM103 211V212H102ZM158 211V212H157ZM163 211H164V215H162V213H163ZM206 211H209V212H206ZM78 212V213H77ZM100 212V213H99ZM122 212V213H121ZM128 212H130V213H128ZM161 212V213H160ZM197 212V213H196ZM206 212V213H205ZM232 212H234V213H232ZM236 212V213H235ZM251 212H252V214H254V216H252L251 215ZM73 213V214H72ZM75 213V214H74ZM128 213V214H127ZM208 213V215H206ZM227 213V214H226ZM231 213V214H230ZM169 214V215H168ZM171 214V215H170ZM205 214V215H204ZM228 214H230L231 215V217H229V215ZM7 215V216H6ZM77 215V216H76ZM98 215V216H97ZM130 215V216H129ZM168 215V216H167ZM228 215V216H227ZM258 215V216H257ZM12 216V217H11ZM100 216V217H99ZM129 216V217H128ZM133 218H132V217ZM162 216H164V217H162ZM186 216V217H185ZM203 216V217H202ZM222 216V217H221ZM246 216H249L248 218L246 217ZM124 217H126V218H124ZM182 217H184V218H182ZM201 217V218H200ZM227 217V218H226ZM246 217V218H245ZM75 218H76V222H75ZM78 218V219H77ZM130 218V219H129ZM227 220H226V219ZM242 218H244L243 220H241ZM252 218V219H251ZM70 219H71V222H70ZM72 219H74V221L72 220ZM103 219V220H102ZM132 219V220H131ZM137 221H136V220ZM140 219V220H139ZM164 219H165V221H164ZM187 219V220H186ZM202 219H203V221H202ZM205 219V220H204ZM222 219H223V221H224V219L226 220V222L225 223H227V222H229V221H231L232 220V222L234 223V224H231V227H230V229H229V231H228V233L226 234V235H220V234H214L213 236H212V238H210L211 236H210V232H211V230L214 228L213 226H214V224H215V222L216 223H218V222H221V223H223V221H222ZM100 220V221H99ZM155 220V221H154ZM184 220H186V222L187 223H189V224H187ZM192 222H191V221ZM218 220H221V221H218ZM229 220V221H228ZM85 223H84V222ZM103 221H105V223L106 224H104V222L102 223ZM180 221H182L181 223H180ZM190 221V222H189ZM199 221V222H198ZM15 222V223H14ZM78 222V223H77ZM131 222V223H130ZM137 222H138V225H137ZM165 222V223H164ZM68 223H70V224H68ZM76 223V224H75ZM109 223V222H108ZM164 223V224H163ZM196 223H198L197 225H195ZM203 223V224H202ZM16 226H15V225ZM18 224V225H17ZM104 224V225H103ZM178 224H180V225H178ZM191 224H193V225H191ZM200 224V226L197 228V226ZM207 224V225H206ZM209 224V225H208ZM68 225H69V228H68ZM70 225H71V227H72V229H71V227H70ZM123 227H122V226ZM161 225V227H162V229H161V227H159ZM178 225V228L176 227ZM201 225H202V227H201ZM240 225V226H239ZM262 225V226H261ZM67 226V227H66ZM80 226V227H79ZM106 226V227H105ZM120 226V227H119ZM140 226V227H139ZM257 226L259 227V228H257ZM104 227V228H103ZM143 227V228H142ZM155 227V228H154ZM177 229V232L174 230L175 228ZM180 227V228H179ZM183 227V228H182ZM185 227H186V230H185ZM187 227H190V228H187ZM201 227V228H200ZM255 227V228H254ZM101 228H103L102 230H101ZM192 228V229H191ZM196 229V230H198L199 228L203 231V232H206V233H203V234H205V236L204 235H202V233H201V235L203 236H201V238H199L198 240H196V241H198L197 243H199V240L201 241V243L203 244L204 242H206V244L204 243V247L202 246V244L201 243H199L200 245H198L197 243H196V241L194 242V243H196V244H194V243H192V244H190V245H186L185 244V242H186V240L193 234V233H191V232H194V229ZM208 228V229H207ZM12 229V230H11ZM160 229V231H159V233H158V230ZM182 229H183V231L185 232H182ZM256 231L257 229V231L256 232H254V230ZM68 232H67V231ZM98 230H101V233H100V231L98 232ZM178 230H179V232H178ZM187 230H188V232H189V234H188V237H187ZM192 230V231H191ZM206 230V231H205ZM210 230V231H209ZM252 230H253V232L255 233V236H254V233L252 232ZM61 231H64V232H61ZM97 231V232H96ZM154 231V232H153ZM181 231V232H180ZM201 231V232H202ZM70 232V233H69ZM95 232H96V234H95ZM46 233V234H45ZM49 233V234H48ZM68 233H69V235H68ZM95 235H94V234ZM122 235H121V234ZM126 233V234H125ZM135 233V234H134ZM184 234L181 238H180V236L181 235H179V234ZM56 234V235H55ZM57 234H59L58 236H57ZM66 234V236L65 237H63V235H65ZM127 234H129V235H127ZM191 234V235H190ZM209 234V235H208ZM119 235H120V237H119ZM132 235V236H131ZM144 235V236H143ZM158 237H157V236ZM172 235V236H173ZM208 235V236H207ZM220 235V237H219V239H218V236ZM257 235V236H256ZM48 238H47V237ZM61 237V239H60V237ZM157 238H156V237ZM159 236H160V238H159ZM215 236V237H214ZM217 236V237H216ZM233 236V237H232ZM51 237V238H50ZM68 237V238H67ZM69 237H70V239H69ZM122 237V238H121ZM124 237V238H123ZM133 237V238H132ZM199 237H200V235H199ZM221 237H222V239H221ZM232 237V238H231ZM236 237V238H235ZM167 238V240L166 241H163V240H165ZM179 238V239H178ZM186 238V239H185ZM205 238V239H204ZM214 238H216V239H214ZM54 239V240H53ZM64 241H63V240ZM69 239V240H68ZM72 239V240H71ZM124 239V240H123ZM129 239V241H128V243H126L127 242V240ZM170 239V240H169ZM172 239V240H171ZM176 241H175V240ZM183 239V240H182ZM202 239H204V241L202 240ZM212 239H214L215 241H216V243H215V241L213 242L212 241ZM218 239V240H217ZM230 239H232V240H230ZM2 240V241H1ZM52 240V241H51ZM58 240V241H57ZM77 240V244H76V241ZM95 240V241H94ZM157 240L159 241V242H157ZM222 240V241H221ZM60 241H62V242H60ZM68 241V242H67ZM69 241H70V243H69ZM79 241V242H78ZM120 241V242H119ZM131 241V242H130ZM164 243V242H166V243H162V242ZM168 241V242H167ZM175 241V243L173 244V242ZM178 241H180V242H178ZM182 241V242H181ZM211 241V242H210ZM20 242V243H19ZM47 242V243H46ZM58 242H60L59 244H57ZM66 242V243H65ZM72 242H74L75 244L73 245V243ZM80 242H81V244H80ZM93 242V243H92ZM122 242V243H121ZM129 242L130 243H134V246L132 247V244H129ZM161 242V243H160ZM221 244H220V243ZM40 243H41V245H40ZM65 243V244H64ZM96 243V244H95ZM215 245H214V244ZM255 243V244H254ZM25 244H26V246H25ZM44 244V245H43ZM64 244V245H63ZM63 245V246H62ZM75 245H77V246H75ZM79 245H81V246H79ZM91 245V246H90ZM129 245L131 246L130 248H129ZM138 245V246H137ZM148 245V246H147ZM179 245V246H178ZM198 245V246H197ZM214 245V246H213ZM219 245H220V247H219ZM242 245H243V247H242ZM254 245V247H252ZM70 246H75L74 248L73 247H70ZM82 246H83V248H82ZM212 246V247H211ZM257 246V247H256ZM49 249H47V248ZM62 247H64V248H62ZM69 247V248H68ZM95 249L96 247V249H95V251L92 249ZM122 247H124L123 249H122ZM31 248V249H30ZM47 250H46V249ZM185 249V251H184V249ZM243 250H242V249ZM99 250V254L97 253V251ZM100 249H102V250H100ZM125 249V250H124ZM183 249V252H185V254L184 253H182V250ZM188 249V254H186L187 252H186V250ZM199 251H198V250ZM31 250H32V252H31ZM52 250V251H51ZM97 250V251H96ZM189 250H191V251H189ZM192 250H194V251H192ZM203 250V251H202ZM239 250H240V254H239ZM243 252H242V251ZM255 250H256V252H255ZM257 250H258V252H257ZM263 250V251H262ZM62 251V252H61ZM103 251V252H102ZM181 251V252H180ZM204 253V254H201L202 252ZM205 251V252H204ZM244 251H245V254H244ZM261 251V252H260ZM192 252V253H191ZM218 252V251H217ZM242 252V253H241ZM255 252V253H254ZM260 252V253H259ZM263 252V253H262ZM58 253L59 254H61L60 256L58 255ZM153 253V254H152ZM195 253V254H194ZM206 253V254H205ZM208 253V254H207ZM64 254V255H63ZM86 254V255H85ZM100 254H102L101 256H100ZM167 254V255H166ZM178 254V255H177ZM189 254H190V257H189ZM242 254H244V255H242ZM263 256V257H261V255ZM106 255V256H105ZM195 255H196V258H195ZM217 255V254H216ZM216 255H215V257H216ZM242 255V256H241ZM165 256V257H164ZM218 256V255H217ZM241 256V257H240ZM171 257H172V260H171ZM198 257H199V260H197L198 259ZM261 257V258H260ZM107 258V259H106ZM130 258H132V259H130ZM169 258V259H168ZM202 258V259H201ZM209 258H210V261H209ZM243 258V259H242ZM63 259V260H62ZM136 261H135V260ZM193 261H192V260ZM196 259V260H195ZM260 259V260H259ZM91 260V261H90ZM208 262H207V261ZM214 260H215V258H214ZM245 260V261H244ZM108 261V262H107ZM167 263H166V262ZM196 261H198L197 263H196ZM200 261V262H199ZM262 261H263V263H262ZM98 262V263H97ZM164 262V263H163ZM185 262H183L182 264H187V263H185ZM231 262V263H230ZM259 262V263H258ZM188 263V264H189Z\"/></svg>","mask_w":264,"mask_h":264}]
</instances>
